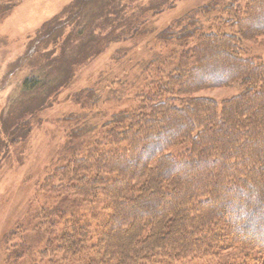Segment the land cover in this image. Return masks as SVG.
<instances>
[{"label": "trees", "instance_id": "obj_1", "mask_svg": "<svg viewBox=\"0 0 264 264\" xmlns=\"http://www.w3.org/2000/svg\"><path fill=\"white\" fill-rule=\"evenodd\" d=\"M23 1L0 0V21ZM99 7L91 30L102 19L112 29L115 20ZM142 16L137 31L124 32L131 41L149 34ZM57 20L43 26L27 56L54 36ZM96 37H79L75 56L63 49L42 66L54 73L51 82L24 81L23 97H34L13 101L2 118L0 164L4 148L9 154L31 135L34 106L60 95L74 66L102 49L104 36ZM262 38L264 0H216L156 35L162 48L141 61L134 82L121 78L136 91L133 108L105 113L119 98L112 81L72 95L78 110L67 115L64 147L72 154L42 189L69 197L74 210L57 206L33 229L18 226L2 246L3 263L264 264V62L248 56ZM230 88L237 94L227 99L196 95ZM101 113L106 119L97 121Z\"/></svg>", "mask_w": 264, "mask_h": 264}, {"label": "rangeland", "instance_id": "obj_2", "mask_svg": "<svg viewBox=\"0 0 264 264\" xmlns=\"http://www.w3.org/2000/svg\"><path fill=\"white\" fill-rule=\"evenodd\" d=\"M96 1L98 0H24L0 21V133L2 118L8 115L13 101L16 103L34 97V94L23 97L27 95L22 91L27 78L35 76L39 80L51 82V74L54 73L51 69L45 71L42 66L59 59L63 49L75 56L76 47L82 42L77 43L79 37H86L88 40L91 34L96 35V38L104 36L100 41L102 49L94 50L98 53L92 51L91 56L94 58L83 66H74L72 75L66 78L68 85L61 90V94L53 96V99V93H49L46 99L49 102L41 110H36L34 106L31 113H38L32 121L29 120L32 132L28 140L10 147L9 154L8 147L4 148L6 155L0 164V264H4L2 246L5 245L6 237L18 226H32L33 229L38 226V219L44 214V210L55 212L57 206L59 211L74 210L67 200L69 197L60 198L42 189L47 177L56 168L63 166L64 159L72 154L67 150L68 145L66 150L64 148L71 125L66 122L67 115L78 110L70 97L99 80L112 81L118 87L114 89L116 92L118 89L119 98L105 107V113L110 116L111 113L133 108L137 95H134L136 91L127 82L136 80L141 61L154 54V50H161L162 44L155 41L156 35L175 20L190 12L200 11V8L216 0H121L116 4L113 0H99L101 3ZM100 5L108 9L107 17L115 20L116 25L112 29L104 30L102 19L97 23V29L91 30L90 26L99 19L96 12ZM141 16L150 20L146 26L149 34L131 41L130 36L124 32L133 34L137 31L136 24ZM55 18H58L59 25L54 36L42 44L37 43L35 54L27 56L34 49L33 41L43 26ZM127 19H132L135 27L124 28ZM248 52L249 57L264 62V38L258 44L250 43ZM50 67L54 68H47ZM61 74L59 77L63 79ZM121 78H126L127 86H124ZM122 89L125 91L123 95ZM236 94L237 90L230 88L206 90L196 95L222 100ZM16 111L22 110L18 108ZM105 119L101 113L97 121ZM64 199L67 203L62 207ZM19 240L15 239L12 244L19 243ZM29 261L27 259L20 264H27Z\"/></svg>", "mask_w": 264, "mask_h": 264}, {"label": "bare ground", "instance_id": "obj_3", "mask_svg": "<svg viewBox=\"0 0 264 264\" xmlns=\"http://www.w3.org/2000/svg\"><path fill=\"white\" fill-rule=\"evenodd\" d=\"M19 4V3H18Z\"/></svg>", "mask_w": 264, "mask_h": 264}]
</instances>
